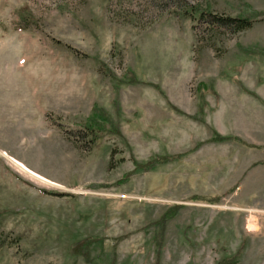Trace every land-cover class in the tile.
<instances>
[{
    "label": "rangeland",
    "instance_id": "rangeland-1",
    "mask_svg": "<svg viewBox=\"0 0 264 264\" xmlns=\"http://www.w3.org/2000/svg\"><path fill=\"white\" fill-rule=\"evenodd\" d=\"M205 9L264 0H0V264H264V17Z\"/></svg>",
    "mask_w": 264,
    "mask_h": 264
},
{
    "label": "trees",
    "instance_id": "trees-1",
    "mask_svg": "<svg viewBox=\"0 0 264 264\" xmlns=\"http://www.w3.org/2000/svg\"><path fill=\"white\" fill-rule=\"evenodd\" d=\"M202 11V18L210 25H213V26H226L228 27L229 29L233 30V31H238V30H243V29H246V28H249L253 25L254 22L258 21L259 19H262V17H258L256 14H252V13H244L242 15H239L237 17H230V16H221V15H218L216 13H213L211 12L210 10H201ZM128 77V81L130 82H135V78L133 76V73L132 74H128L127 75ZM98 115H103L102 113H99ZM103 120H107L106 117L103 118ZM104 129L103 128V124L101 123V119L98 120L97 118H91L88 125L86 126V129L88 130V132L91 134V133H96L97 134V130H100V129ZM97 129V130H96ZM231 137H225V136H221V135H216L214 138H212L211 140L212 141H216V140H225V139H230ZM166 159H169L168 157H163L162 159L160 160H166ZM154 165V161H150V162H147L143 165H139L137 163V166L143 168V169H150L152 166ZM53 194H56V195H63L61 193H55V192H52ZM172 211V208L169 209L165 215L162 217L161 221L164 222L166 221L169 217H170V213ZM80 244L82 243H78L76 245L73 246V248H79L80 247Z\"/></svg>",
    "mask_w": 264,
    "mask_h": 264
},
{
    "label": "bare ground",
    "instance_id": "bare-ground-1",
    "mask_svg": "<svg viewBox=\"0 0 264 264\" xmlns=\"http://www.w3.org/2000/svg\"><path fill=\"white\" fill-rule=\"evenodd\" d=\"M6 154L4 153V155H6ZM10 159L12 161H14L19 167L23 168L25 171L29 172L30 174H32V175H34V176H36L38 178H43V177H41V175H39L38 173L32 171L31 169H29L28 167H26L24 164H22L21 162L17 161L16 159H14L12 157H10Z\"/></svg>",
    "mask_w": 264,
    "mask_h": 264
}]
</instances>
